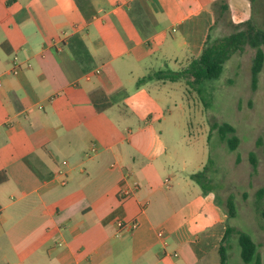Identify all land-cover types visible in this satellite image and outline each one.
<instances>
[{
  "label": "crops",
  "instance_id": "1",
  "mask_svg": "<svg viewBox=\"0 0 264 264\" xmlns=\"http://www.w3.org/2000/svg\"><path fill=\"white\" fill-rule=\"evenodd\" d=\"M209 2L0 0V264H204L224 214L138 80L200 54Z\"/></svg>",
  "mask_w": 264,
  "mask_h": 264
},
{
  "label": "rangeland",
  "instance_id": "2",
  "mask_svg": "<svg viewBox=\"0 0 264 264\" xmlns=\"http://www.w3.org/2000/svg\"><path fill=\"white\" fill-rule=\"evenodd\" d=\"M242 1L243 4L240 0H210L208 8L214 15V22L208 32L211 37L220 38L235 32L244 28L247 21L264 30V0H255L252 4L249 0ZM224 3L228 6L225 11L221 9ZM175 35L180 37L181 31ZM168 38L171 40L169 34ZM254 53L255 48L248 44L235 52L226 61L220 77L207 83L203 93L205 102L184 81H167L163 85L171 109L167 131L171 150L186 161L188 173L202 170L209 158L213 161L209 168V174L213 175L211 185L214 190L211 193L224 214L220 225V236H223L213 241V248L204 258V264L219 262L220 245L226 248V264H253L240 258L238 231L252 237L257 244L260 264H264V195L260 198L257 194L264 187V67L257 83L253 85L250 68ZM149 63H157V59L153 57L152 60H145L137 69L143 71ZM174 63L171 60L169 66L174 68ZM144 84L151 95L156 93L153 87L158 84L156 80ZM178 122L182 124L181 133L174 126ZM213 122H226L233 127L234 131L227 132L226 137H237L234 149H229L226 139H220L216 129H210ZM251 152L256 158L255 167L250 160ZM180 168L182 165L174 167L175 170ZM190 186H187L188 197L194 195L193 188L201 190L192 180ZM229 196L233 198L236 213L227 219L226 200ZM227 225L232 227V231L223 241Z\"/></svg>",
  "mask_w": 264,
  "mask_h": 264
},
{
  "label": "trees",
  "instance_id": "3",
  "mask_svg": "<svg viewBox=\"0 0 264 264\" xmlns=\"http://www.w3.org/2000/svg\"><path fill=\"white\" fill-rule=\"evenodd\" d=\"M254 1L255 0H249L251 4ZM227 8L228 6L226 3L222 4L221 9L223 11ZM246 44L255 48L250 68L251 81L252 84L255 85L258 80V75L264 67V30L256 27L254 24H250L248 21L244 28H240L237 31L220 38H213L211 37V34H207L200 54L196 58H193L184 68L178 70H158L153 72L152 75H147L141 78L138 80V83L152 78L171 82L184 81V83L190 87V89L196 91L203 102H205V96L203 93L207 88V83L218 79L224 71L226 61L230 59L235 52L240 51ZM210 129H216L219 133L220 139H226L229 149L232 150L237 146V137L234 135L226 137L227 132L234 131L230 124L226 122L222 124L213 122ZM250 160L255 167L256 158L253 152L250 153ZM212 164L213 161L209 158L207 164L202 170L190 174V179L200 186L203 193H208L214 190L213 185H211L213 175L209 174V168ZM6 179V173L0 171V183L4 182ZM257 192L258 196L261 198L264 195V187L260 188ZM226 206L227 219L234 217L236 208L231 196L227 198ZM231 231L232 227L230 225L225 226L223 241L227 240ZM237 243L240 248V258L244 262L260 264L257 244L248 233L238 231ZM225 249L224 245H220L218 248L219 264H226L227 256Z\"/></svg>",
  "mask_w": 264,
  "mask_h": 264
},
{
  "label": "built area",
  "instance_id": "4",
  "mask_svg": "<svg viewBox=\"0 0 264 264\" xmlns=\"http://www.w3.org/2000/svg\"><path fill=\"white\" fill-rule=\"evenodd\" d=\"M14 62H15V61H14ZM12 72H13V73H17V68H16V66L12 69ZM124 193H125V195L129 194L127 191H125ZM118 225H119L120 228H122L124 224H123L122 222H119ZM131 226H132V227L136 226L135 222L132 223ZM157 236H158V237H163V230H158V232H157ZM175 255H176V254H175Z\"/></svg>",
  "mask_w": 264,
  "mask_h": 264
}]
</instances>
